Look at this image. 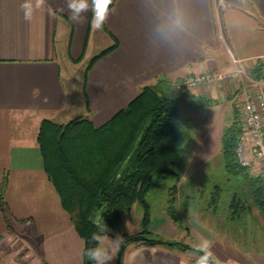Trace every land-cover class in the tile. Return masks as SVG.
<instances>
[{"label":"crops","instance_id":"obj_1","mask_svg":"<svg viewBox=\"0 0 264 264\" xmlns=\"http://www.w3.org/2000/svg\"><path fill=\"white\" fill-rule=\"evenodd\" d=\"M21 3L0 0V264H81L82 239L48 179L38 143L44 120L65 124L79 115L62 63L93 60L115 45L84 79L77 117L98 128L160 77L176 83L236 64L245 80L251 77L264 64V0H114L102 30L91 28V11L85 23H73L65 0H46L30 21ZM193 93L218 99L223 110L230 97L240 100L241 85L209 84ZM247 214L234 221L200 215L184 229L172 220L150 232L191 247L207 239L220 264H264V230ZM125 251L122 264H196L199 256L162 246Z\"/></svg>","mask_w":264,"mask_h":264},{"label":"trees","instance_id":"obj_2","mask_svg":"<svg viewBox=\"0 0 264 264\" xmlns=\"http://www.w3.org/2000/svg\"><path fill=\"white\" fill-rule=\"evenodd\" d=\"M114 47L95 56L86 72L93 62ZM263 67L261 63L255 65L251 76L264 78ZM176 83L160 77L155 84L145 86L125 109L98 128L84 117H76L67 124L50 120L41 123L38 143L44 170L75 231L83 240V264H93L84 255L88 248L95 246L90 237L97 227L89 218L97 211H103V219L110 229L108 235H111V231L120 230L123 216L137 204L143 210L142 228L137 234L125 236L126 247L137 241L139 245L186 249L182 241L150 232V208L146 199L148 192L170 174L169 168L178 158L186 127L192 119L190 112L208 105L211 100L186 88L178 90ZM234 113V120L223 135L224 164L229 174H240L246 180L249 193L237 191L226 200L218 198L217 189L208 203L218 216L227 209L230 221L249 210V195L264 214V178L251 175L235 158V146L242 128L237 110ZM216 199L220 200L217 202ZM2 200L1 189L0 202ZM141 235L146 238L139 237ZM173 241L177 243L172 244Z\"/></svg>","mask_w":264,"mask_h":264},{"label":"rangeland","instance_id":"obj_3","mask_svg":"<svg viewBox=\"0 0 264 264\" xmlns=\"http://www.w3.org/2000/svg\"><path fill=\"white\" fill-rule=\"evenodd\" d=\"M91 61L92 59L90 58L84 62L80 61L74 64L62 63L65 80L71 87L72 95L78 101L77 114L79 115H74V117L83 115L82 90L85 72ZM196 89L190 91L193 92ZM208 98L211 99L208 105L190 112L192 119L186 127L178 158L169 168L171 170L170 174L166 179L154 186L146 196L151 219L149 230L152 226L157 228L170 226V221L172 220L181 229H184L186 221H198L200 215H204V217H212V215L220 217L217 215V211L213 212L214 208L211 205L210 207L208 206L211 196L214 195L213 192L217 189L219 192L218 198L224 197L226 200L232 198V195L237 191L245 190L249 193L246 180L240 174L231 175L227 171L222 152L223 135L226 128L234 120V111L237 110L239 96L230 97L223 110L218 99L209 96ZM228 106L230 108L227 109ZM217 108H221L218 110L221 117L218 119V123L213 126ZM74 117L65 119V124ZM77 143L79 144V142ZM244 194L242 193V196ZM247 199L249 204L247 215L252 216L254 222L257 221L256 227L261 226V230H264V214L259 211L250 195ZM142 213V207L139 204L134 205L131 212L123 216L120 230L111 231L110 233L112 234L108 235L109 238H115L117 234L124 238L126 235L137 234L139 232L137 229L142 228ZM228 214L227 209L222 211L224 220L228 217ZM129 229L132 231L131 234ZM131 245L139 244L137 241L130 242L126 247L125 255ZM182 251L190 250L185 249ZM82 253L83 249L81 251V264H83ZM115 261L116 257L111 264H115ZM43 264L45 263L43 262Z\"/></svg>","mask_w":264,"mask_h":264},{"label":"built area","instance_id":"obj_4","mask_svg":"<svg viewBox=\"0 0 264 264\" xmlns=\"http://www.w3.org/2000/svg\"><path fill=\"white\" fill-rule=\"evenodd\" d=\"M244 76L243 67L236 64L231 70L188 76L177 82L175 88L192 90L209 84L240 83L241 98L237 114L242 131L236 142L235 158L251 175L264 178V78L246 75L245 80Z\"/></svg>","mask_w":264,"mask_h":264},{"label":"clouds","instance_id":"obj_5","mask_svg":"<svg viewBox=\"0 0 264 264\" xmlns=\"http://www.w3.org/2000/svg\"><path fill=\"white\" fill-rule=\"evenodd\" d=\"M69 19L73 23L83 24L86 21L85 14L91 11L92 16L90 26L95 30H102L108 21L113 8L114 0H65ZM46 0H23L20 8L23 12L25 20H31L34 11L45 6ZM103 211H97L91 216L90 221L97 227V231L93 232L90 240L95 245L88 248L84 255L93 262V264H111L115 259L120 248L126 243L125 238L119 234L115 238H109L110 231L108 225L103 219ZM130 234L132 231L129 229ZM212 243L207 239L194 246V251L199 254L196 264H220L211 251Z\"/></svg>","mask_w":264,"mask_h":264},{"label":"water","instance_id":"obj_6","mask_svg":"<svg viewBox=\"0 0 264 264\" xmlns=\"http://www.w3.org/2000/svg\"><path fill=\"white\" fill-rule=\"evenodd\" d=\"M141 238H146L144 236H139ZM126 241V240H125ZM172 244H176L177 242H171ZM180 244H183L182 242H179ZM126 244H127V241L126 243L120 248L119 252L117 253V256H116V264H122V260H123V254H124V251H125V248H126ZM184 247L187 249V250H190V251H194V247H191L189 245H185L184 244Z\"/></svg>","mask_w":264,"mask_h":264}]
</instances>
